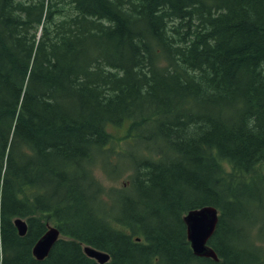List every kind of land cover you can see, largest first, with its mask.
I'll list each match as a JSON object with an SVG mask.
<instances>
[{
  "label": "trees",
  "instance_id": "obj_1",
  "mask_svg": "<svg viewBox=\"0 0 264 264\" xmlns=\"http://www.w3.org/2000/svg\"><path fill=\"white\" fill-rule=\"evenodd\" d=\"M112 150L132 171L108 190L94 168L116 167ZM204 206L220 210L217 261L187 240ZM252 208L264 0H0V264H100L84 245L105 264H264L234 240ZM47 223L63 236L37 260Z\"/></svg>",
  "mask_w": 264,
  "mask_h": 264
},
{
  "label": "water",
  "instance_id": "obj_2",
  "mask_svg": "<svg viewBox=\"0 0 264 264\" xmlns=\"http://www.w3.org/2000/svg\"><path fill=\"white\" fill-rule=\"evenodd\" d=\"M184 222L187 227V238L191 244L193 253L199 257H208L218 260V256L213 248L208 245V241L212 237L219 222V211L213 206H204L201 208L190 210L184 216ZM15 225L20 236L27 233V223L23 219H16ZM60 231L53 226L48 225L46 233L36 242L33 247V254L36 259H45L56 241L60 238ZM85 253L96 259L99 263L104 264L110 260V255L101 252L93 247L86 246Z\"/></svg>",
  "mask_w": 264,
  "mask_h": 264
},
{
  "label": "rangeland",
  "instance_id": "obj_3",
  "mask_svg": "<svg viewBox=\"0 0 264 264\" xmlns=\"http://www.w3.org/2000/svg\"><path fill=\"white\" fill-rule=\"evenodd\" d=\"M123 130L115 131L117 136L121 135ZM122 146V147H121ZM126 145L124 143L116 144L115 149L123 148ZM111 156L112 166L116 167H105L102 165V161L97 163L96 167L94 168L95 175L100 180L102 185H104L108 190H111L115 187H121L128 183L131 171L128 163L117 162V156L115 155V151ZM242 216L238 222V225L241 228V232L237 238L234 240L241 244L251 242L255 239V242L264 249V231L262 232L261 237L259 238L258 229H264V210L252 208L249 209L247 212L241 213ZM230 224L232 225L234 222L232 218L229 219Z\"/></svg>",
  "mask_w": 264,
  "mask_h": 264
},
{
  "label": "bare ground",
  "instance_id": "obj_4",
  "mask_svg": "<svg viewBox=\"0 0 264 264\" xmlns=\"http://www.w3.org/2000/svg\"><path fill=\"white\" fill-rule=\"evenodd\" d=\"M217 229V228H216ZM216 229H215V231H216ZM92 259H94V258H92ZM96 260V259H95Z\"/></svg>",
  "mask_w": 264,
  "mask_h": 264
}]
</instances>
